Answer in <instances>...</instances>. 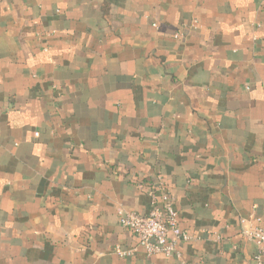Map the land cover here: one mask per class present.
Wrapping results in <instances>:
<instances>
[{"label": "crops", "instance_id": "crops-1", "mask_svg": "<svg viewBox=\"0 0 264 264\" xmlns=\"http://www.w3.org/2000/svg\"><path fill=\"white\" fill-rule=\"evenodd\" d=\"M157 177L178 256L118 223ZM252 217L264 0H0V264H254Z\"/></svg>", "mask_w": 264, "mask_h": 264}, {"label": "built area", "instance_id": "built-area-1", "mask_svg": "<svg viewBox=\"0 0 264 264\" xmlns=\"http://www.w3.org/2000/svg\"><path fill=\"white\" fill-rule=\"evenodd\" d=\"M179 33L175 34L178 37ZM142 187V185H139ZM147 195L151 208L146 214L118 209V223L129 229L138 240L147 255L162 253L166 257L178 256L176 243L188 240L189 236L182 231L177 223V212L173 206V196L157 177L154 188H149ZM243 222V221H241ZM261 219L252 217L250 226L242 227V235L256 246L253 255L254 264H264V226ZM173 238H169V235ZM121 255L130 254L134 249L117 250Z\"/></svg>", "mask_w": 264, "mask_h": 264}]
</instances>
